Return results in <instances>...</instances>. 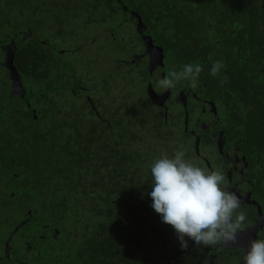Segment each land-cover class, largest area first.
Instances as JSON below:
<instances>
[{
	"label": "trees",
	"instance_id": "1",
	"mask_svg": "<svg viewBox=\"0 0 264 264\" xmlns=\"http://www.w3.org/2000/svg\"><path fill=\"white\" fill-rule=\"evenodd\" d=\"M18 1L0 0V16L35 19L49 14V0ZM130 1L166 50L201 66L200 78L226 106L231 133L264 167V0ZM32 19L25 23L32 29L41 26ZM21 48L20 72L33 84L46 80L41 86L47 88L43 94H30L42 99L38 118L23 100H14L12 116L20 112L28 121L23 124L15 117L10 131L0 135V242L8 247V241H16L15 253L20 254L25 233L34 242L47 224L60 230L62 244L79 245L72 254L74 264H97V253L109 255L114 240L137 238L146 230L141 232L138 225L161 218L151 207L150 164L161 155H173L179 142L148 102L132 97L123 103L108 96H102L100 105L95 101L114 80L127 84L125 74L103 72V85L92 88L90 102L75 63L48 51L39 40ZM217 60L225 67L212 76ZM68 73L74 81L67 79ZM4 105L0 100V110H7ZM20 224L19 234L12 235ZM4 226L9 227L6 233ZM57 254L47 252L39 263L62 264L67 259L63 248ZM6 262L21 264L5 259L0 264Z\"/></svg>",
	"mask_w": 264,
	"mask_h": 264
},
{
	"label": "flooded vegetation",
	"instance_id": "2",
	"mask_svg": "<svg viewBox=\"0 0 264 264\" xmlns=\"http://www.w3.org/2000/svg\"><path fill=\"white\" fill-rule=\"evenodd\" d=\"M119 10H122L126 16L116 26L121 27L124 24L123 21H131L134 26L133 30L118 35L111 25V28H105V36H108V40L111 39L115 42L118 39L127 40L128 48L139 47L137 51L128 56L123 55L110 59L114 65L109 66L107 70L128 76L130 79L124 86L130 84L140 88L141 94L138 101L140 103L148 102L151 105L156 115L158 114L159 119L162 120V124L169 128L168 132L172 134L173 140L179 142V144L176 143L178 150H184L191 162L206 167L210 171L219 168L224 172L225 188L240 198V210L247 213V221L245 229L237 233V240L234 244L197 246L193 240L185 237L187 247L182 248L171 225L164 223L159 217L153 220L149 218L144 224L137 226L139 229L141 228V232L144 228L146 229L144 234H139L137 238L132 236L126 240H114L111 253L109 255H104L102 252L97 253L96 263L105 264L110 259V264H244L243 258L250 240L264 239V167L259 160L253 159L238 144L236 135L232 134L230 130L231 120L228 118L226 106L219 101L213 89L207 88V84L200 78V74L198 86L195 89L189 86V81L187 84H183V81L178 82L175 87L166 91L157 88V81L171 71L168 63L169 56L175 57L177 61H182V57L171 54L161 41L149 32L148 23L133 8L130 0H49L48 15H34L35 19L33 16H23L20 17L24 19L20 21L19 28L9 27L7 30H0V67L7 72L8 76V90H4L0 95V100L7 104V106L4 105V108L7 107L5 111L8 118L4 120L2 116L0 117V135L4 131H10L9 127L15 123V117H21L22 123L26 124V116L23 117L19 111H16L19 113L15 117L12 116L11 107L14 100H23V103L32 110L33 117L38 118V111L32 106L30 94L34 93V86L39 83L34 82L35 85L28 86L26 78L20 72L17 58L18 52H21V46L32 40H39L50 47L54 53L61 55H66L67 52L82 53L83 50L91 53L93 46L98 44L99 39H103L104 30H96L90 36L80 35L83 29L79 27V24H72V16L79 15L83 20L81 25L87 27L92 23L105 22V19L117 15ZM133 13H135L134 17ZM5 16L7 15L0 17ZM138 16L141 17V28H144L142 33L138 31L140 23ZM26 18L38 20L41 26L32 29L25 23L28 21L25 20ZM9 20V23L13 22L11 19ZM48 22H50V26L54 22L56 24L53 33L60 35L66 33L73 40L81 38V41L78 40L79 42L75 44L68 43V47L60 46L51 39L48 41L46 38L51 37V34L50 36L45 34L47 29L44 28ZM146 36L152 37L153 45L150 44L148 47L145 41ZM70 40L72 41V39ZM7 56L12 59L11 66L7 65ZM185 59L188 60L189 57ZM13 65L18 73L15 74L18 79L15 86L12 77ZM96 80L98 81V79ZM83 88L86 97L92 102V85L86 84ZM40 93L43 94V92ZM127 93L132 99L134 91ZM182 141H184L183 144ZM1 156L2 153H0ZM42 227L37 235L40 240L30 242L27 237L31 233L29 231L25 233L23 242L25 246H21V253H33L36 250L41 254L42 251L39 248L42 246V242H46L48 246L58 245L57 250L63 248L59 245L61 243L60 230L54 226L49 227L47 224H43ZM56 230H58L57 234ZM16 234L18 235L19 231ZM121 244H126V246L121 247ZM16 250V241L12 244L9 243L8 247L4 245L3 253L0 254V262L4 259L5 261L16 260L21 264L30 261L25 260V256L21 258L20 254L15 253ZM50 251L52 250L50 249ZM56 255L59 257L57 253Z\"/></svg>",
	"mask_w": 264,
	"mask_h": 264
},
{
	"label": "clouds",
	"instance_id": "3",
	"mask_svg": "<svg viewBox=\"0 0 264 264\" xmlns=\"http://www.w3.org/2000/svg\"><path fill=\"white\" fill-rule=\"evenodd\" d=\"M224 67L223 61H213L210 74L217 76ZM201 71L199 64H184L180 71H169L159 79L157 88L166 91L187 80L195 89ZM150 172L151 207L174 228L182 248L187 247L185 237L197 246L236 242L237 233L246 227L247 213L240 210V198L226 190L221 169L198 166L186 158L184 150H176L171 156L155 158ZM243 259L244 264H264V239L250 240Z\"/></svg>",
	"mask_w": 264,
	"mask_h": 264
},
{
	"label": "rangeland",
	"instance_id": "4",
	"mask_svg": "<svg viewBox=\"0 0 264 264\" xmlns=\"http://www.w3.org/2000/svg\"><path fill=\"white\" fill-rule=\"evenodd\" d=\"M13 1H14V3L19 2L18 0H13ZM37 1H40V0H37ZM40 2H43V1H40ZM71 13H73V12H71ZM50 14H53V13L50 12ZM125 16H126V14L122 10H119L117 15L105 19V22L92 23V24H89V26H87V27H83L81 25V22L83 20H82V18L79 17V15L78 16L77 15L72 16V19H71L72 24H74V25L79 24V27H81L83 29V31L80 33V35L90 36L96 30H100V31L104 30L103 39H99L100 41L98 42L97 45L93 46V50L91 51V53L89 51L83 50L82 53L81 52H76V53L67 52L66 55H62V57L65 61H67L70 64L75 63V65L78 66V71L80 73V76H81L83 83L90 84L95 89L100 85L102 86L103 84L100 83V78L102 76V73L106 72L105 74L109 75V73L111 71L114 72L113 70H107L109 68V66L114 65V62L110 59H112L114 57H122L123 55L128 56L130 53L138 50L137 48L139 46H135L134 48H130V47L128 48V46H126L127 40H124V41L120 40L119 41V39H118L115 42L114 40H111V39L108 40V38H107L108 36H105L106 35L105 28H107V27L111 28L110 27L111 25L116 30L118 35H123L129 30H133L134 26L131 23V21H129V22L123 21L124 22L123 26H121V27L116 26V25H118V22L122 21L125 18ZM20 17H23V16H21V15H13V16L7 15V16L2 17V18L0 17V25H1L2 29L7 30V29H9V27H18L19 28L20 27V21H23V19H24V18H20ZM9 19H11L13 22L9 23V21H10ZM22 24H23V22H22ZM55 26H56L55 22L52 23L51 26H50V22L46 23L44 26V28L47 29L45 31V34H49V36L51 34V37H49L48 39L49 40L51 39L54 43H56L60 46L68 47L69 46L68 43L75 44L76 42L77 43L79 42L78 40L81 41V38H77V39L73 40V38H71L70 35H66V33L63 35H60L59 33H53L52 31H53V28L55 29ZM70 39H72V41ZM99 45H101V46L99 47ZM121 47H123V49H121ZM48 51H50V47H48ZM168 63H169V67H170L171 71L172 70L180 71L182 66H183V63L196 65L193 61H188V60L177 61L175 59V57H173V56H169V62ZM52 74L49 73V76L47 77L48 80ZM107 75H105V76H107ZM0 77L3 78L0 81V95H1V92H4V90L5 91L8 90V88H7L8 87L7 72L1 67H0ZM115 78H117L116 74L114 76V79ZM67 79L74 81V77L70 76L69 73H68ZM96 79H98L99 83ZM107 80L104 81V83L107 82ZM182 81H183V84L188 83L187 80H181L179 82L181 83ZM27 82H28V86H30V84L33 85V80L29 79V80H27ZM42 83L43 84L39 83V84L34 86V91L36 94L40 91H42V92L46 91L47 87L45 86L46 87L45 88V87L41 86V85H45L46 80H44ZM48 83L50 84V81H48ZM110 88L107 89V91L104 93V95L102 94L100 97H97L95 99V101L98 102L99 105L102 104L103 102H105L103 100L104 98H102V96L103 97L108 96V98L110 97V100H114V99L118 98L119 101L125 103L126 101L131 100V98L129 97V95L127 93L129 91L130 92L134 91L133 98L136 99V101H138L140 98L141 91L139 90L140 88L138 86L134 87L130 84L124 86V82L122 84L121 82L117 83L114 80L113 87L111 89ZM103 90H104V88L102 87V91ZM127 97L130 99H128ZM31 98H32V102L34 103L36 108H38L39 110L43 109L42 103L39 106L38 101L42 100V99H40V97H38L36 99L35 96H31ZM0 116H2V118H4V120H6L8 118L7 112L5 110H0ZM40 213L42 214L41 211H40ZM16 220L17 219L14 220V224L16 223ZM8 228L5 226L2 227V233H6ZM35 230H36V227H35ZM77 234H79V233L77 232ZM63 237L65 239H68L67 236H63ZM2 243H3V241H2ZM2 243L0 242V254H2L3 250H4ZM41 244H42V246L39 248V250L42 251V255L37 253L36 250L33 253L23 252V253H20V255L25 256L24 257L25 260H30L29 264H41V263H39L40 262L39 259L40 258L42 259L43 256L46 257L47 252H48L49 256H50V253H52V252L55 254L57 252H60V249L57 250V248L59 247L58 245L53 244L52 246L49 247L46 242H42ZM59 245H64V243L62 244V242H61ZM53 247H54V249H53ZM50 249L52 251H49ZM78 249H79V245H77V247H76V246L72 245V243H70V242L65 243V245L63 247V251H64V254L66 255L67 259L62 264H74L76 259H75V257L72 256V254H73V252H76ZM35 259L38 261H36ZM47 259H49L48 256H47ZM44 260L47 261L46 258ZM4 264H14V263L6 262ZM50 264H61V261L58 262L57 260H54Z\"/></svg>",
	"mask_w": 264,
	"mask_h": 264
},
{
	"label": "water",
	"instance_id": "5",
	"mask_svg": "<svg viewBox=\"0 0 264 264\" xmlns=\"http://www.w3.org/2000/svg\"><path fill=\"white\" fill-rule=\"evenodd\" d=\"M134 15H135V13H133V17H134ZM138 18H139V20H140V23H139V26H138V31H139L140 33H142L143 30H144V28H141V25H140V24L142 23V21H141V17L138 16ZM145 41H146L148 47H149L150 44L153 45V39H152L151 36H146V37H145ZM148 51H149V50H148ZM146 53H147V52H146ZM162 58H163V57H162ZM6 62L8 63L7 65H9V66H11V65H10L11 63L13 64L11 57L8 58V56H7V58H6ZM12 68H13L12 77H13V79H14V86H15V85H16V81L18 80V79L15 77V74H18V73H17V71H16L14 65L12 66ZM22 224H23V223H22ZM22 224L18 225V226L14 229V231L12 232V235H13L14 232H16V231L20 228V226H21ZM57 233H58V230H56V234H57ZM10 238H11V237H10ZM9 242H10V241L7 242V246L9 245Z\"/></svg>",
	"mask_w": 264,
	"mask_h": 264
}]
</instances>
